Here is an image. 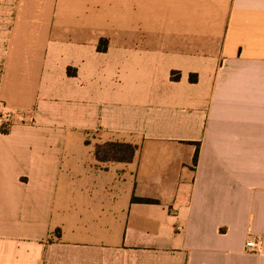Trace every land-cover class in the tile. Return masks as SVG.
Here are the masks:
<instances>
[{
	"label": "crops",
	"instance_id": "crops-1",
	"mask_svg": "<svg viewBox=\"0 0 264 264\" xmlns=\"http://www.w3.org/2000/svg\"><path fill=\"white\" fill-rule=\"evenodd\" d=\"M0 264H264V0H0Z\"/></svg>",
	"mask_w": 264,
	"mask_h": 264
},
{
	"label": "trees",
	"instance_id": "trees-1",
	"mask_svg": "<svg viewBox=\"0 0 264 264\" xmlns=\"http://www.w3.org/2000/svg\"><path fill=\"white\" fill-rule=\"evenodd\" d=\"M196 81V76L192 78ZM137 147L132 144L112 142L98 146L97 159L100 162H123L131 163L134 160ZM198 161V153L195 156L194 163ZM158 201L148 198L133 197V203L155 204Z\"/></svg>",
	"mask_w": 264,
	"mask_h": 264
},
{
	"label": "built area",
	"instance_id": "built-area-1",
	"mask_svg": "<svg viewBox=\"0 0 264 264\" xmlns=\"http://www.w3.org/2000/svg\"><path fill=\"white\" fill-rule=\"evenodd\" d=\"M247 247L248 248H250V249H256L257 248V243H255V242H249L248 244H247Z\"/></svg>",
	"mask_w": 264,
	"mask_h": 264
}]
</instances>
